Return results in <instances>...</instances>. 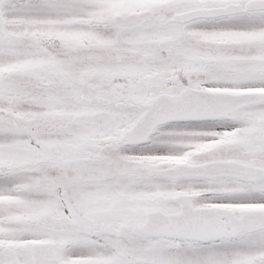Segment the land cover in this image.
<instances>
[{
	"label": "snow or ice",
	"instance_id": "6c2138e0",
	"mask_svg": "<svg viewBox=\"0 0 264 264\" xmlns=\"http://www.w3.org/2000/svg\"><path fill=\"white\" fill-rule=\"evenodd\" d=\"M0 264H264V0H0Z\"/></svg>",
	"mask_w": 264,
	"mask_h": 264
}]
</instances>
